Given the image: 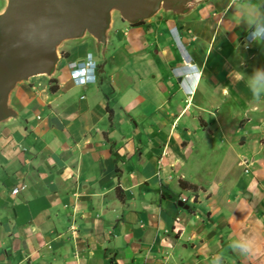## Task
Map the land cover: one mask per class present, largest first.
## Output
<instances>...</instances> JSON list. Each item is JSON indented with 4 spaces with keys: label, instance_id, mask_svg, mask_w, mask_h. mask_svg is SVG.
<instances>
[{
    "label": "crops",
    "instance_id": "1",
    "mask_svg": "<svg viewBox=\"0 0 264 264\" xmlns=\"http://www.w3.org/2000/svg\"><path fill=\"white\" fill-rule=\"evenodd\" d=\"M258 26L264 0L122 21L105 57L63 46L56 92L19 85L0 127V264H264ZM90 54L98 82L75 86L67 66Z\"/></svg>",
    "mask_w": 264,
    "mask_h": 264
},
{
    "label": "water",
    "instance_id": "2",
    "mask_svg": "<svg viewBox=\"0 0 264 264\" xmlns=\"http://www.w3.org/2000/svg\"><path fill=\"white\" fill-rule=\"evenodd\" d=\"M209 0H4L0 11V127L18 119L10 99L21 84L58 72L65 44L92 39L105 57L118 16L129 26L158 14L184 17ZM178 207L187 209L182 201Z\"/></svg>",
    "mask_w": 264,
    "mask_h": 264
},
{
    "label": "clouds",
    "instance_id": "3",
    "mask_svg": "<svg viewBox=\"0 0 264 264\" xmlns=\"http://www.w3.org/2000/svg\"><path fill=\"white\" fill-rule=\"evenodd\" d=\"M251 35H252L251 39L248 40L249 44L256 41L257 39L264 37V27L258 26L252 31ZM86 60H89V62L91 63V68L89 70L83 69L81 67L73 68L71 66V63H76V62H71L67 66V69L69 70L72 76V80L75 86L97 84L98 82L97 73L99 69V64L96 62V60L91 54L88 55L86 59L83 61H86ZM234 75H238L242 78V75L240 73H234ZM250 80L254 86V92L257 95H259V92L261 90H264V71H261L259 69L255 70Z\"/></svg>",
    "mask_w": 264,
    "mask_h": 264
},
{
    "label": "built area",
    "instance_id": "4",
    "mask_svg": "<svg viewBox=\"0 0 264 264\" xmlns=\"http://www.w3.org/2000/svg\"><path fill=\"white\" fill-rule=\"evenodd\" d=\"M174 41H175V44L177 45V47L179 48V50L181 51L182 55H184L183 45L181 43L180 38L177 35H174ZM245 49H248V47L246 46ZM187 63H189V62L187 61ZM71 66L73 68L81 67L83 69L89 70L91 68V63L89 62V60H86V61H83V62H80V63L79 62L71 63ZM185 67H187V65H185ZM185 67H183L182 69H175L173 71L174 72V75L175 76H178V77H181L182 75H185V73H189L190 70L187 69V68H185ZM187 94H190V91H187ZM24 188H25L24 186L17 187L15 189H13L12 193L13 194H17L18 192L22 191ZM182 200H180V201H182L183 203H185L184 202L185 200L184 199H182Z\"/></svg>",
    "mask_w": 264,
    "mask_h": 264
},
{
    "label": "trees",
    "instance_id": "5",
    "mask_svg": "<svg viewBox=\"0 0 264 264\" xmlns=\"http://www.w3.org/2000/svg\"><path fill=\"white\" fill-rule=\"evenodd\" d=\"M58 89L57 84H56V80L55 78H52L49 80V91L50 92H56ZM180 187L182 190H192V191H196L197 187L194 185H190L188 183H186L185 181H180Z\"/></svg>",
    "mask_w": 264,
    "mask_h": 264
},
{
    "label": "rangeland",
    "instance_id": "6",
    "mask_svg": "<svg viewBox=\"0 0 264 264\" xmlns=\"http://www.w3.org/2000/svg\"><path fill=\"white\" fill-rule=\"evenodd\" d=\"M4 5H5V2H4V0H0V11L3 9V7H4ZM162 15H164L163 13H161ZM122 23V20L118 17V16H116V17H114V20H113V26H114V28H118L117 26H119V24H121ZM111 48V47H110ZM62 62L60 61V64H59V67H61L62 66ZM57 74V73H56ZM182 199H184L185 201L184 202H186V197H184V196H181V198H180V200H182ZM183 201V200H182Z\"/></svg>",
    "mask_w": 264,
    "mask_h": 264
}]
</instances>
